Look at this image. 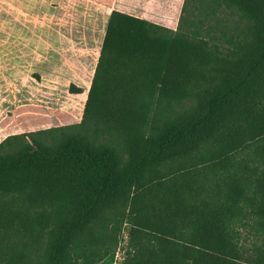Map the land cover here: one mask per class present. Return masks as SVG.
<instances>
[{"label":"trees","instance_id":"1","mask_svg":"<svg viewBox=\"0 0 264 264\" xmlns=\"http://www.w3.org/2000/svg\"><path fill=\"white\" fill-rule=\"evenodd\" d=\"M212 2L231 48L112 10L80 122L0 142V264H114L123 230L119 264H264V0Z\"/></svg>","mask_w":264,"mask_h":264},{"label":"rangeland","instance_id":"2","mask_svg":"<svg viewBox=\"0 0 264 264\" xmlns=\"http://www.w3.org/2000/svg\"><path fill=\"white\" fill-rule=\"evenodd\" d=\"M204 1L210 7L203 14L209 16L204 19L193 10L191 17L204 19L196 36L195 26L186 25L198 0H187L183 14L184 0H0V119L6 131L0 142L11 135L80 122L112 10L167 28L174 23L177 32L189 30V38L231 48L228 41L239 38L244 20L222 2L217 6L214 0ZM70 85L82 94H71ZM239 232L245 249L260 242L251 221H244ZM122 235L114 264L120 263L125 250V230Z\"/></svg>","mask_w":264,"mask_h":264},{"label":"crops","instance_id":"3","mask_svg":"<svg viewBox=\"0 0 264 264\" xmlns=\"http://www.w3.org/2000/svg\"><path fill=\"white\" fill-rule=\"evenodd\" d=\"M169 24V23H167ZM165 26H169L168 28H170L171 30H175V28L173 27L174 26V23H171V26L170 25H165ZM6 132L5 131V128L3 127L2 123H1V119H0V136Z\"/></svg>","mask_w":264,"mask_h":264}]
</instances>
